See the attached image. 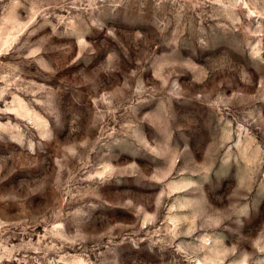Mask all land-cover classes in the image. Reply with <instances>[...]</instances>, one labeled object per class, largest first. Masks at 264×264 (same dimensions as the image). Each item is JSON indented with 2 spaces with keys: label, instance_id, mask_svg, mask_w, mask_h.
I'll return each instance as SVG.
<instances>
[{
  "label": "clouds",
  "instance_id": "obj_1",
  "mask_svg": "<svg viewBox=\"0 0 264 264\" xmlns=\"http://www.w3.org/2000/svg\"><path fill=\"white\" fill-rule=\"evenodd\" d=\"M0 104V264H264V0H0Z\"/></svg>",
  "mask_w": 264,
  "mask_h": 264
},
{
  "label": "rangeland",
  "instance_id": "obj_2",
  "mask_svg": "<svg viewBox=\"0 0 264 264\" xmlns=\"http://www.w3.org/2000/svg\"><path fill=\"white\" fill-rule=\"evenodd\" d=\"M63 15H67V13H62ZM53 23H56V21H55V19H53ZM61 30H63V26H61ZM72 55H75V51H73L72 53H71V55L69 56V59L71 58V56ZM38 83L40 82L39 80L37 81ZM21 95V99L22 100H26L27 99V97L24 95V94H20ZM8 100H9V102H11V100H12V98L11 97H8L7 98ZM4 105L3 104H0V107H3ZM35 111L36 112H40V109H39V107L38 106H35ZM10 118L13 120V121H15V116H10ZM228 120H231L232 119V117L231 116H228V117H226ZM258 139H261V142H262V144H264V138H259L258 137ZM152 209H149V211H151ZM36 232H38V233H43V228L42 227H38V228H36ZM33 239L35 240L36 239V237H33ZM18 241L17 240H13L12 241V243H17Z\"/></svg>",
  "mask_w": 264,
  "mask_h": 264
}]
</instances>
